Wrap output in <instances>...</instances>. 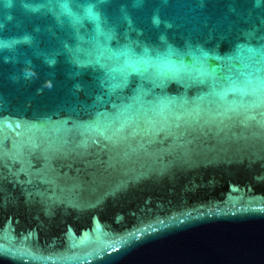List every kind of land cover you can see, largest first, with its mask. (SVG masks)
Returning <instances> with one entry per match:
<instances>
[{
    "label": "water",
    "instance_id": "95a60500",
    "mask_svg": "<svg viewBox=\"0 0 264 264\" xmlns=\"http://www.w3.org/2000/svg\"><path fill=\"white\" fill-rule=\"evenodd\" d=\"M7 2L0 264H264V0Z\"/></svg>",
    "mask_w": 264,
    "mask_h": 264
},
{
    "label": "clouds",
    "instance_id": "9594fccd",
    "mask_svg": "<svg viewBox=\"0 0 264 264\" xmlns=\"http://www.w3.org/2000/svg\"><path fill=\"white\" fill-rule=\"evenodd\" d=\"M13 0H8L7 7L11 9L13 7ZM12 18L11 12L8 13V19ZM0 27H3V25H0ZM31 37L29 35H23V36H13L8 38H2L0 39V51L4 50H11L12 48L20 45V44H27L30 42Z\"/></svg>",
    "mask_w": 264,
    "mask_h": 264
}]
</instances>
